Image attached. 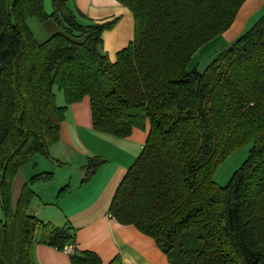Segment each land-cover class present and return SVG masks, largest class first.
Wrapping results in <instances>:
<instances>
[{"label":"trees","instance_id":"1","mask_svg":"<svg viewBox=\"0 0 264 264\" xmlns=\"http://www.w3.org/2000/svg\"><path fill=\"white\" fill-rule=\"evenodd\" d=\"M118 1L132 11L135 33L112 61L102 35L117 18L84 22L68 0H52L51 14L44 0H0V264H36V244L76 242L71 227L30 212L32 185L53 172L31 176L15 204L13 185L34 156L50 157L68 105L87 95L96 131L125 137L150 124L112 198L113 218L154 238L171 264H264V13L204 68H189L246 0ZM30 17H53L61 29L39 42ZM250 143L229 182L215 181L220 163ZM106 161L88 157L83 181ZM71 262L104 264L90 250L74 251Z\"/></svg>","mask_w":264,"mask_h":264},{"label":"crops","instance_id":"2","mask_svg":"<svg viewBox=\"0 0 264 264\" xmlns=\"http://www.w3.org/2000/svg\"><path fill=\"white\" fill-rule=\"evenodd\" d=\"M68 2L73 10L79 9L87 16L81 17L84 22H105L117 18L115 25L104 30L102 35L104 50L112 61L116 60L120 50L133 41L134 15L118 0ZM263 13L264 0H246L232 25L194 53L189 68L196 65L204 68V63L249 30ZM28 25L39 42L45 41L59 29L56 21H51L50 25L39 23V26L34 19L29 18ZM57 104L65 105V97L64 102H59L57 98ZM149 129V123L146 129L134 127L131 134L125 137L99 132L93 127L88 95L81 101L69 104L61 123L60 140L51 146L50 157L41 154L34 156L31 167L26 171L22 169L16 176L13 185L14 204L31 176L51 171L54 179L37 181L32 185L35 194L30 212L45 222L71 227L76 234L75 251L96 252L104 264L117 255L121 256L123 264H171L154 238L141 232L135 225L119 223L109 213L119 184L143 151ZM95 155L105 156L107 161L84 182V165L88 157ZM66 185L70 186L69 190L59 196V191ZM34 258L36 264H72L71 253L66 249L60 250L43 243L34 246Z\"/></svg>","mask_w":264,"mask_h":264},{"label":"rangeland","instance_id":"3","mask_svg":"<svg viewBox=\"0 0 264 264\" xmlns=\"http://www.w3.org/2000/svg\"><path fill=\"white\" fill-rule=\"evenodd\" d=\"M69 1V0H68ZM69 3V2H68ZM45 5H46V10L48 12H52L53 11V4L51 0H46L45 1ZM30 19H34L37 23V25L40 24H44V25H50L51 21H53L55 23V19L53 17L49 18L51 20H49V22L46 21H40L37 17H30ZM57 22V21H56ZM58 23V22H57ZM59 24V23H58ZM40 26V25H39ZM60 26V24H59ZM58 28L61 29V26ZM58 29V30H59ZM54 32V31H52ZM51 32V33H52ZM53 34V33H52ZM42 40V39H41ZM46 40V39H45ZM39 41V40H38ZM44 40H42L43 42ZM208 63V61L206 63H204V66H206V64ZM55 92L57 95V98H59V102H64V95L62 93L61 90L58 89V87H55ZM63 99V100H62ZM252 147V144H246L242 147H240L239 149L233 151L232 153H230L223 161L222 163H220V165L218 166L216 173L214 175V180L217 181L219 184L221 185H225L229 182L230 178L232 177V175L234 174V172L245 162V160L247 159L250 149ZM33 162H30L28 165H26L24 167L23 170H27L29 169V167H31ZM31 169V168H30ZM24 171V172H25ZM159 247V246H158ZM160 248V247H159Z\"/></svg>","mask_w":264,"mask_h":264},{"label":"built area","instance_id":"4","mask_svg":"<svg viewBox=\"0 0 264 264\" xmlns=\"http://www.w3.org/2000/svg\"><path fill=\"white\" fill-rule=\"evenodd\" d=\"M65 249L70 252V253H73L75 251V246L73 243H69L65 246Z\"/></svg>","mask_w":264,"mask_h":264}]
</instances>
